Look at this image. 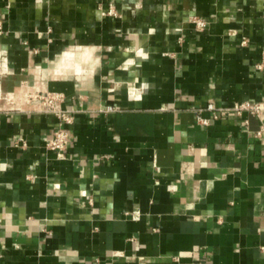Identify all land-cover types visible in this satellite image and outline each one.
Returning <instances> with one entry per match:
<instances>
[{"label":"crops","instance_id":"crops-1","mask_svg":"<svg viewBox=\"0 0 264 264\" xmlns=\"http://www.w3.org/2000/svg\"><path fill=\"white\" fill-rule=\"evenodd\" d=\"M263 49L264 0H0V264H264V119L195 114L264 102Z\"/></svg>","mask_w":264,"mask_h":264},{"label":"built area","instance_id":"built-area-1","mask_svg":"<svg viewBox=\"0 0 264 264\" xmlns=\"http://www.w3.org/2000/svg\"><path fill=\"white\" fill-rule=\"evenodd\" d=\"M109 15H116L113 8L110 9ZM192 24L199 31H205L209 23L203 19L193 17L191 19ZM247 40L243 39L242 45H247ZM255 69L258 71H264V49L262 51L261 62L256 64ZM28 102L31 105H36L39 108V112L54 116L57 119V129L47 144V149L55 152L58 157L64 158L65 153L70 148V128L74 124L73 112L64 109L63 104L65 103V97L60 93L52 92H37L35 94L28 95ZM113 111L112 108H108L107 112ZM212 114L213 119H217L220 113L227 115H236L238 117H243L245 115L258 118L260 120L264 119V102H240L235 104L231 108L219 109L215 104H209L205 108L196 110V120L197 124L200 126H208L211 119L205 118L204 114ZM258 137L264 136V130L258 132ZM17 147H25L26 144L24 140H19L16 144Z\"/></svg>","mask_w":264,"mask_h":264}]
</instances>
